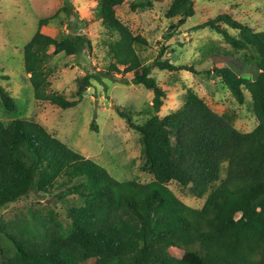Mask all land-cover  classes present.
Returning <instances> with one entry per match:
<instances>
[{"label": "trees", "instance_id": "1", "mask_svg": "<svg viewBox=\"0 0 264 264\" xmlns=\"http://www.w3.org/2000/svg\"><path fill=\"white\" fill-rule=\"evenodd\" d=\"M90 1L98 3L101 26L109 36L110 64L78 78L73 100L48 93L50 61L91 48L82 33L64 38L44 34L42 27L52 16L40 21L24 49L25 73L36 102L63 110L76 107L87 89L107 77L152 92V109L139 114L145 115L142 124H134L117 108L140 135L141 169L152 181H117L36 121L16 118L6 125L0 120V211L34 193L55 198L54 205H62L67 219L49 208L29 220L1 222L0 234L13 254L0 264H264V31L227 13L193 28L221 37L254 70L255 79L227 66L202 72L176 65L162 59L164 50L153 62L143 63L135 47L149 46L148 40L117 16L126 0ZM153 7V0L131 4L133 12ZM60 11L67 16L74 12L72 5ZM195 14L192 0H173L165 17L177 22L168 35H175ZM217 49L210 46L206 56L217 55ZM154 71L219 79L239 105L250 97L257 126L249 132L237 129L191 88L185 90L181 106L163 116L168 96ZM0 98L9 114L17 111L15 99L1 85ZM172 184L202 199V206L185 204ZM171 248L183 250L184 257L172 256Z\"/></svg>", "mask_w": 264, "mask_h": 264}, {"label": "rangeland", "instance_id": "2", "mask_svg": "<svg viewBox=\"0 0 264 264\" xmlns=\"http://www.w3.org/2000/svg\"><path fill=\"white\" fill-rule=\"evenodd\" d=\"M143 1L147 0H126L117 9L118 18L135 35H141L149 42V46L137 44L135 47L143 63L153 62L164 50L162 59L176 65L193 66L200 71L227 66L242 77L255 79L254 70L242 64L240 56L233 54L221 37L209 29L195 31L193 28L227 13L258 31H264V0H192L195 16L175 35L172 33L173 36L168 35V29L177 21L175 19L172 23L165 17L173 0H153V8L133 12L131 4ZM74 3L80 8L78 12ZM91 4L89 0L0 1V85L17 104V111L9 114L0 98V120L6 125L16 118L34 120L69 148L106 169L115 180L150 183L152 177L141 169L140 135L130 127L127 118L119 115L117 108L131 117L134 124H142L145 115L139 114L152 109V92L142 86H126L107 77L102 83H94L87 89L76 107L63 110L48 102H36L29 75L25 73L24 49L39 31L40 21L52 16H55L54 19L42 27L44 34L64 38L68 33H82L90 39L91 48L78 56L61 54L50 61L47 67L50 82L48 93L62 94L73 100L78 78L103 70L110 64L107 47L109 36L102 29L99 8L85 11ZM65 5L73 6L71 16L60 11ZM210 46L218 48L219 53L206 56ZM154 75L168 96L162 108L163 116L180 107L185 90L191 88L237 129L249 132L258 124L252 113L250 97L244 105H239L219 79L188 71L172 74L154 71ZM121 77L118 75V78ZM132 77L133 74L126 76L128 79ZM92 125L95 129H92ZM170 188L188 206H202V199L193 197L187 189L177 184H172ZM55 200L50 196L31 193L3 208L0 223L29 220L45 214L49 208L56 209L65 222V209L61 204L55 206ZM170 253L176 258L185 255L178 248H171ZM12 254V246L0 234V260Z\"/></svg>", "mask_w": 264, "mask_h": 264}, {"label": "crops", "instance_id": "3", "mask_svg": "<svg viewBox=\"0 0 264 264\" xmlns=\"http://www.w3.org/2000/svg\"><path fill=\"white\" fill-rule=\"evenodd\" d=\"M90 1V0H89ZM93 4H91L90 6L86 7L85 11H87L88 9L90 10L91 8H98V3L97 2H94V1H91ZM74 7H76V11L78 12L80 10V8H78V6L74 3L73 4ZM81 19H84V18H81ZM101 21V20H100ZM101 23V22H100ZM94 35H97V34H94ZM52 37V36H51Z\"/></svg>", "mask_w": 264, "mask_h": 264}]
</instances>
